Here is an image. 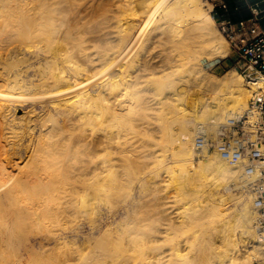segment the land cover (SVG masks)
<instances>
[{"label": "bare ground", "instance_id": "bare-ground-1", "mask_svg": "<svg viewBox=\"0 0 264 264\" xmlns=\"http://www.w3.org/2000/svg\"><path fill=\"white\" fill-rule=\"evenodd\" d=\"M142 1L0 0V264H252L239 247L254 244L256 214L235 191L257 172L215 150L195 160L192 147L195 126L215 136L251 88L238 72L208 71L229 50L200 0H162L148 15L135 10ZM167 115L169 153L156 134L168 135ZM10 154L35 164L26 171ZM178 185L196 202L178 204ZM90 198L110 205V227L56 233Z\"/></svg>", "mask_w": 264, "mask_h": 264}, {"label": "built area", "instance_id": "built-area-1", "mask_svg": "<svg viewBox=\"0 0 264 264\" xmlns=\"http://www.w3.org/2000/svg\"><path fill=\"white\" fill-rule=\"evenodd\" d=\"M222 9L220 14L215 9ZM252 16L232 20L226 15L227 4H213L220 32L237 56V68L251 88L248 106L243 113L221 124L215 136L200 124L194 138L195 155L218 151L232 163L246 166V172H257L247 183L253 198L255 225L259 242H264V0L249 6ZM256 87L255 89H252Z\"/></svg>", "mask_w": 264, "mask_h": 264}, {"label": "rangeland", "instance_id": "rangeland-1", "mask_svg": "<svg viewBox=\"0 0 264 264\" xmlns=\"http://www.w3.org/2000/svg\"><path fill=\"white\" fill-rule=\"evenodd\" d=\"M145 1V2H144ZM144 1H142V3H140V4H138L136 7H135V10L137 11V9L138 10H140L138 13L139 14H142V13H145V11L147 10V15H148V13L150 12L149 10H152V8H155L156 6V4H157V2H158V4H157V6L160 4V6L162 5V2H160V1H162V0H148V1H146V0H144ZM151 1V2H150ZM154 1H155V3H154ZM167 1V0H166ZM165 0L163 1V2H166ZM171 1H173V0H171ZM174 1H176V0H174ZM143 2H144V4L146 3V5L144 6L143 5ZM153 3V4H152ZM141 5H143V6H141ZM153 5V6H152ZM200 5H201V9H202V12L204 13V14H206V15H210V16H212V17H214V19H215V16H214V14H211L210 13V11H211V9L213 8V2H212V0H200ZM138 7V8H137ZM142 9V12H141V9ZM152 7V8H151ZM144 8H146V9H144ZM210 28H212V31H213V34L214 35H218V36H220L221 37V39H222V41L224 42V43H226V45L228 46H224V48L226 49V48H228V50L229 51H227L228 53H227V55L225 56V57H222L221 59H219L212 67H209V72H210V74L211 73H213V74H217V75H219V76H223L225 73H227L228 71H234V72H238V73H240V70L237 68V56L235 55V53L231 50V48H230V45H229V43H228V41L226 40V38L223 36V34L220 32V30H219V27H218V22H216V20H215V23H211V25H210ZM3 52H4V56L6 55V54H8V52L7 53H5L6 51H4V50H2ZM6 57V56H5ZM208 72V73H209ZM242 79H243V83L245 84V86H247V84L245 83V80H244V78H243V76H242ZM192 85V84H191ZM194 85V84H193ZM192 85V86H193ZM191 86V87H192ZM194 87V86H193ZM192 87V88H193ZM194 89H192V90H190L189 92H187L186 93V96L184 97V99H181V102L183 103L182 105H181V107L182 106H185V104H186V102H188V100H189V97H191L192 96V92H194L193 91ZM250 98V97H249ZM2 102H3V100H1ZM0 101V103H2ZM244 112V111H243ZM242 112V113H243ZM236 115H238V114H236ZM160 122H161V128L163 127V129H165L164 130V133H168V135H164V137L162 136V133H156L157 135V138H155V139H157L159 142H160V144L158 145V147L157 148H161V149H164L165 150V152H166V150H169L168 151V153L170 152V150L172 149V143L168 140L170 137H169V134L171 133L170 132V127H169V125H171V119H169L168 118V115H167V117H165V119H162V120H160ZM166 124V125H165ZM202 124V123H201ZM200 125V123L198 124V126ZM204 125V124H203ZM198 126L196 125L195 126V132L197 131V128H198ZM167 127V128H166ZM169 130V131H168ZM151 133L149 132V135H150ZM152 135V134H151ZM151 135H150V137H151ZM195 136V135H194ZM149 136L148 137H146L145 136V138H150ZM193 138H195V137H193ZM170 142V143H169ZM193 144H194V139H193ZM193 144H192V147H193ZM164 146V147H163ZM166 148V149H165ZM168 148V149H167ZM194 151V150H193ZM115 154H113V156H114ZM102 159V157H103V154H100L99 156H98V158L97 159H100V158ZM194 158H195V160H199V159H201L202 158V156H197V155H195V153H194ZM10 159L12 160V161H14V162H17L16 164H20V166H21V168L22 169H25L26 171H29V170H31L32 169V167L34 166V164H35V162H34V160L33 159H30L29 158V156L27 155V154H10ZM100 159V160H101ZM159 164H160V162L158 163V162H156V163H154V164H152V166H150L149 168H148V170L146 171L148 174L147 175H151L154 179H157V178H159V177H157V175L159 176V174L161 173V172H163V170L162 171H159L158 172V170H160V167H161V164H160V167H158V169H157V165L159 166ZM156 166V167H155ZM243 166V165H242ZM243 167H245L244 169H245V171H247L246 170V166H243ZM152 172H151V171ZM156 170H157V172H156ZM150 171V172H149ZM150 173V174H149ZM157 174V175H156ZM156 177V178H155ZM1 180H3L2 179V177H0V182H1ZM28 186H30V187H32V184H28ZM84 186V187H83ZM81 187H82V189H81ZM81 187H80V189H81V191H78L79 193H80V195H79V193L77 194V197L78 196H80L81 197V195L83 196L85 193H87L88 191H87V184H82L81 185ZM178 187V191H179V193L180 194H182V195H180L179 196V198H178V200H181V201H178V204H180V205H182V204H185V203H187L188 202V200H189V203L191 202V200H192V202L190 203V204H192V203H194V202H196V200L194 201L193 199H191L190 197L191 196H189L188 197V195L186 194H184V192H186V190L185 189H183V186H177ZM182 187V188H181ZM243 188H241V187H239V189H237L236 191H235V193H237L238 195H241V194H244L246 197L249 195V196H251L249 193V190H248V188H247V183L244 185V186H242ZM89 188V187H88ZM80 189H78V190H80ZM85 190H86V192H85ZM90 191L91 190H93V188H91V189H89ZM183 190H185V191H183ZM84 191V192H83ZM133 191V192H132ZM131 192L133 193V195H135V194H137L138 193V191H139V189H138V187L136 186V187H134V189L132 190ZM136 191V192H135ZM82 193V194H81ZM182 196H183V198H182ZM248 196V197H249ZM80 197H78V198H80ZM188 197V198H187ZM252 197V196H251ZM181 198V199H180ZM90 199H91V201H90ZM89 199V202L91 203V205L88 207L89 209L90 208H92L91 210H89L88 209V211H86V212H83L82 210V212H80V210L78 211V213H76L75 215H76V217L75 218H77V219H75V218H73L75 215H71L70 214V216L69 217H67L68 218V220L66 221V220H64V222H63V226L62 227H59V228H57L56 229V233H58V234H62V233H64V235H73L74 233H76L75 231L76 230H79V232H80V230H81V232L83 231V232H86L87 230L89 231V228L91 227L90 225H92L93 224V222H95L96 220L98 221L99 220V222H97V223H102V225L104 226V229L106 228V227H110V212H109V208H110V205L108 204H106V203H103V204H101V202L99 203V201L96 199V201H95V198H90ZM175 200H177L176 198H175ZM95 202V203H94ZM119 202V203H118ZM123 203V201H117L116 202V205H118L117 207H121V206H123V205H121ZM251 203H253V198L251 199ZM43 204H46L47 205V207H51L52 205H53V203L52 202H50V203H47V202H44ZM96 204H99V206L97 205L96 207L94 206V205H96ZM188 204V203H187ZM189 204V205H190ZM105 205V206H104ZM253 205V204H252ZM92 206V207H91ZM102 206H104V207H102ZM95 207V208H94ZM99 207V208H98ZM102 208V209H101ZM108 208V209H107ZM122 208V207H121ZM253 208V207H252ZM201 209L202 208H200L199 210L201 211ZM96 210V211H95ZM105 210V211H104ZM199 210L197 211L198 213H199V215H197V216H200V213H203V211L202 212H199ZM89 211H90V214H89ZM194 210H192L191 212L192 213H194L193 212ZM96 212H97V214H96ZM104 213V215H103V213ZM107 212V213H106ZM196 212V213H197ZM85 213H87V214H85ZM196 213H194V216L196 215ZM84 214V215H83ZM94 214H96L97 215V217H98V215H99V217L96 219V218H93L94 216H96V215H94ZM87 217H86V216ZM101 216V217H100ZM107 216V217H106ZM202 216H203V214H201V216H200V219L202 218ZM103 217V218H102ZM109 217V218H108ZM101 220H100V219ZM108 220H106V219ZM199 218V217H198ZM198 218H197V220H198ZM205 218H207V217H205ZM205 218L203 217V219H201L202 221L201 222H203V220H204V222L206 221L205 220ZM72 219V220H71ZM89 219V220H88ZM95 219V220H94ZM105 219V220H104ZM193 219H195L194 217H193ZM71 220V221H70ZM75 220H76V222H75ZM90 220H92V224H90L91 223V221ZM104 220V221H103ZM209 220H211V219H209ZM208 220V224H207V222H205V227L207 226V225H209L210 227L212 226V221L210 222ZM73 221V222H72ZM89 221H90V223H89ZM101 221V222H100ZM199 222H197L196 220L193 222L196 226H197V229L198 230H203V227H201V229L199 228V226H202V225H200V224H204V223H200V220H198ZM74 223V224H72V223ZM197 222V223H196ZM108 223V224H107ZM193 223H192V225H190V226H193ZM199 223V224H198ZM72 224V225H71ZM87 224L89 225L88 227H87ZM80 225V226H79ZM199 225V226H198ZM72 226V227H71ZM190 226H185V234H184V236H186V235H189L190 236V233H191V228L192 227H190ZM74 227V228H73ZM204 227V228H205ZM210 227H208L209 229H210ZM56 228V227H55ZM62 228V229H61ZM77 228V229H76ZM195 229H196V227H194ZM208 228H205V229H208ZM76 229V230H75ZM208 229V230H209ZM212 229V228H211ZM210 229V230H211ZM61 231V232H59V231ZM107 232H109L108 230H106ZM106 232V233H107ZM189 232V233H188ZM211 232V231H210ZM52 233H55V232H52ZM81 236H83V235H81ZM71 237V236H70ZM80 239H81V241H80V239H79V245L81 244L82 246H80V248L82 247L83 249H84V252H86V253H88L89 252V250H90V247L91 248H93L92 247V245H90V244H88V243H86V242H84V241H86L85 239H82L81 237H79ZM251 240H253V242H254V244L252 245V246H250V245H248V246H243V245H241L239 248H241L240 250H241V253L243 254V255H249L250 257H251V263L252 264H262L263 262H264V253H262L261 252V248L258 246V245H260V243H259V239H258V234L255 236V237H252L251 238ZM83 241V242H82ZM81 242V243H80ZM82 243H84V244H82ZM85 243H86V245H85ZM55 245L54 243H51L50 244V247L51 246H53V245ZM66 245H60L59 247H57L56 245L54 246V248L56 249V247H57V250L58 251H60V252H63L64 253V255L66 254L67 256H70L71 257V259L70 260H72V259H74V255H78V253L75 251V249H73L74 247L72 246H66ZM69 247V248H68ZM221 247V246H220ZM51 248H53V247H51ZM53 248V249H54ZM70 248H72V249H70ZM81 248V249H82ZM60 249V250H59ZM66 249H67V251H66ZM83 249H82V251L80 250V253L82 252L83 253ZM70 254V255H68V253ZM74 254V255H73ZM69 257V258H70ZM75 259H76V257H75ZM24 263L26 264H29V262H27V261H24Z\"/></svg>", "mask_w": 264, "mask_h": 264}, {"label": "crops", "instance_id": "crops-1", "mask_svg": "<svg viewBox=\"0 0 264 264\" xmlns=\"http://www.w3.org/2000/svg\"><path fill=\"white\" fill-rule=\"evenodd\" d=\"M221 1H224L227 4V9H226V14H228V16L232 17V14L239 16V18L236 19H240V18H247L246 16H252V12L249 8V6L255 2H251L250 0H232L233 3V7L231 5H229L225 0H212L213 4H219ZM260 0H257L256 2H258ZM222 11L221 8L217 7L215 9V13L216 14H220V12ZM216 20V18H215ZM217 22V20H216Z\"/></svg>", "mask_w": 264, "mask_h": 264}, {"label": "trees", "instance_id": "trees-1", "mask_svg": "<svg viewBox=\"0 0 264 264\" xmlns=\"http://www.w3.org/2000/svg\"><path fill=\"white\" fill-rule=\"evenodd\" d=\"M229 5H231L232 7H233V1L232 0H225ZM251 2H256L257 0H250ZM227 16H228V14H226ZM214 16H215V18L217 19V17H216V14H214ZM228 17H230V16H228ZM247 18H249V17H251V16H246ZM232 20H240V19H243V18H240V19H236V18H239V16H236V15H234V14H232V17H230Z\"/></svg>", "mask_w": 264, "mask_h": 264}]
</instances>
